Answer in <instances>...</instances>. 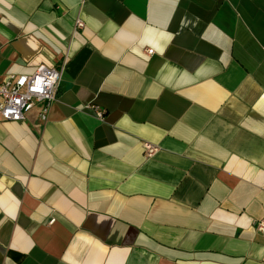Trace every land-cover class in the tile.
Segmentation results:
<instances>
[{
    "label": "crops",
    "instance_id": "crops-1",
    "mask_svg": "<svg viewBox=\"0 0 264 264\" xmlns=\"http://www.w3.org/2000/svg\"><path fill=\"white\" fill-rule=\"evenodd\" d=\"M63 60L0 119V264H264V0H0V77Z\"/></svg>",
    "mask_w": 264,
    "mask_h": 264
},
{
    "label": "built area",
    "instance_id": "built-area-1",
    "mask_svg": "<svg viewBox=\"0 0 264 264\" xmlns=\"http://www.w3.org/2000/svg\"><path fill=\"white\" fill-rule=\"evenodd\" d=\"M83 27V20L77 18L75 29ZM145 52L151 54L153 50L149 48ZM64 63L65 60L56 66L39 67L30 74L9 72L0 77V119L22 120L26 112L37 106L40 119L45 120L49 105L56 100ZM94 110L100 118L104 116V110L99 107ZM143 147L146 157H151L157 150V146L149 142ZM255 226L264 232V220L257 221Z\"/></svg>",
    "mask_w": 264,
    "mask_h": 264
}]
</instances>
